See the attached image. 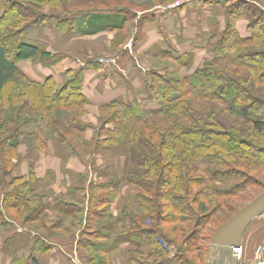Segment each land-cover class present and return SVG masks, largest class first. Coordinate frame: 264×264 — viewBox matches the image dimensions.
<instances>
[{
  "label": "trees",
  "instance_id": "16d2710c",
  "mask_svg": "<svg viewBox=\"0 0 264 264\" xmlns=\"http://www.w3.org/2000/svg\"><path fill=\"white\" fill-rule=\"evenodd\" d=\"M206 2L217 4L224 18L212 36L201 35L212 56L179 79L152 73L146 92L154 108L115 100L100 108L98 124L90 126L82 120L89 104L83 70L61 87L52 77L35 81L21 70L23 62L41 59L52 66L63 57L43 49L38 38L27 39L28 29L63 30L83 12L121 9L117 49L137 25L131 11L137 7L131 0H0L1 226L16 222L51 238L59 227L73 236L82 224L80 212L70 225L50 222L43 216L44 197L32 188L35 178L13 174L22 144L44 149L56 133L70 157L81 161L105 147H123L127 154L124 180L136 190L139 211L124 215L127 228L110 214L116 191L110 185L93 190L79 240L89 264H112L110 252L127 241L138 245L140 264H210L214 231L206 234L208 224L220 214L223 223L232 218L264 175V0ZM46 8L53 11L44 13ZM240 21H247L249 36H241ZM87 23L78 33L96 34L107 24L96 15ZM193 64L190 53V69ZM90 128L93 142L85 137ZM33 246L41 254L51 249L41 239Z\"/></svg>",
  "mask_w": 264,
  "mask_h": 264
},
{
  "label": "crops",
  "instance_id": "0c3cea01",
  "mask_svg": "<svg viewBox=\"0 0 264 264\" xmlns=\"http://www.w3.org/2000/svg\"><path fill=\"white\" fill-rule=\"evenodd\" d=\"M192 3L187 0L178 10L163 6L156 7L164 9L161 11H153L152 8L145 12L131 10L137 16V25L131 29L130 38L117 49L113 48V44L118 35L117 28L123 20L121 9L78 14L74 17L72 27L55 31L56 25H53L47 33L53 44L49 43V49L46 50L61 54L63 57L59 62L49 67L41 66L35 72L27 71L35 81L52 77L61 87L74 73L83 70V94L89 104L82 120L90 126L98 124L100 108L115 100L136 101L142 108L152 109L154 106L146 92L152 73L175 76L177 72H186L181 73L184 77L190 74V53H194V61L195 53L200 56L206 54L204 61L212 56L207 43L195 49L196 45L201 44L197 40H200V31L204 30V25L201 28L196 23L190 25V9H196L194 6L198 2ZM201 9H208L209 12H204L217 17L215 22L212 21L217 25L207 24L208 31L223 27L224 18L217 4L204 5ZM94 15L106 20L104 31L92 35L78 33L88 28L87 21ZM239 25V31L247 29L244 22H239ZM176 35L180 38L178 44L181 49L174 41ZM85 137L87 141L93 142L96 133L90 128ZM19 154L21 158L13 174L35 178L32 188L44 197L43 216L67 226L74 221L72 215L80 212L82 224L76 226L73 236L59 227L51 238L16 222L4 227L0 225V264H20V259L29 258V264H33V258L39 264H89L90 256L80 249L79 240L89 221L87 217L92 192L101 185H110L116 191L110 214L114 218L121 217L125 227L129 228V220L124 215L139 211L135 199L136 190L124 180L127 154L123 147H105L90 154L86 161H81L70 157L54 133L44 149H38L34 142H28L20 146ZM37 239L46 241L51 247L46 254L32 251ZM242 246L244 254L240 264H252L257 250L264 246V217L252 223L243 238ZM137 250V244L122 242L110 252V260L112 264H140L136 258ZM213 252L211 249L210 264L214 260Z\"/></svg>",
  "mask_w": 264,
  "mask_h": 264
},
{
  "label": "rangeland",
  "instance_id": "374dc122",
  "mask_svg": "<svg viewBox=\"0 0 264 264\" xmlns=\"http://www.w3.org/2000/svg\"><path fill=\"white\" fill-rule=\"evenodd\" d=\"M155 1L156 0H131V2L137 7V8H135V9H133V10H137V11H139V12H145V11H147V10H149V9H153V11H154V9H156V7H160V8H162V6L163 7H169L170 9H172L173 7H174V9L173 10H178V8H181L182 7V5L184 4V2H186L187 0H175V1H172V2H168V3H166V4H163V3H159V4H155L154 5V3H155ZM162 2L163 1H165V0H161ZM194 1V2H193ZM190 0V3H194V4H196L197 2V4L194 6L196 9H192L191 7V9H190V25H192L193 23H196L197 24V26H199L200 25V28L204 25V30L203 31H200L201 32V34H205V33H207V32H209V35L210 36H212L215 32H214V30L215 29H211L210 31H208L209 29H208V25L207 24H212L213 22H215L216 21V18L217 17H214V16H209V14H207V13H205L204 11H207V12H209V10L208 9H201V7H203L204 5H209V4H207L208 2H206V1H215V0ZM222 1H225V0H222ZM177 3H179V5L178 6H176V4ZM192 3V4H193ZM210 3V2H209ZM211 4V3H210ZM203 5V6H202ZM213 5V4H212ZM173 6V7H172ZM201 6V7H200ZM140 7V8H139ZM172 7V8H171ZM193 7V6H192ZM85 9H88L87 7L85 8ZM151 9V10H152ZM84 10V9H83ZM161 10H164V9H156V11H161ZM201 10V12L199 13V11ZM43 11H44V13H50L51 11H53L52 9H43ZM170 11V10H169ZM3 13V9H0V15ZM213 21V22H212ZM240 22H244V24H248L247 23V21H240ZM53 23V22H52ZM134 23V22H133ZM200 23V24H199ZM213 24H215V25H217V23H213ZM212 26V25H211ZM210 26V27H211ZM237 28H238V31H239V28H240V25H239V23L237 24ZM33 28H29L28 29V33H27V37H29V38H27V39H33L34 37L36 38H38L39 40L38 41H36V42H38V44H40L41 45V47L43 48V49H49V47H48V45H49V43H52L53 44V41L48 37V35H47V33L49 32V31H51V27H49V26H47L46 28H39V30H32ZM134 29V28H133ZM52 30H54V29H52ZM191 30L192 29H190V32H191ZM55 31H57V30H55ZM55 31H53L54 33H55ZM178 31H180V28H179V30ZM192 32H193V30H192ZM191 32V33H192ZM240 34H241V36L242 37H247V36H249L250 35V31L248 30V27H247V29L246 30H242V29H240ZM57 36L55 37V39L57 40L58 39V34H56ZM130 38V37H129ZM25 39H26V37H25ZM207 40H209V39H207ZM174 41H175V43H179L180 42V38L179 37H177V35H176V37H174ZM199 41H201V44H199V45H196V47H195V49L196 48H201V47H203L204 45H205V43H207V41L206 40H204V36H200V40H199V38H198V40H197V42H199ZM214 41H216V40H213V42ZM9 45H11V44H9ZM178 48L179 49H181V46L178 44ZM191 50V49H190ZM205 56H206V54H205ZM205 56H200V54H196L195 53V61H194V64L191 66V69H190V73L191 72H194L197 68H199V67H201L202 65H203V61H204V59H205ZM57 64V63H56ZM49 67V66H46V65H43V61L41 60V59H37L36 61H27V62H23V63H21V66H20V68H21V70L27 75V76H29L30 78H33V76L32 75H30L29 74V72L28 71H38L39 69H41L40 67ZM28 70V71H27ZM184 71H186V70H184ZM181 73H185L186 74V72H181ZM180 72H177L176 73V75L175 76H172V77H175V78H182L183 77V75L181 74ZM138 162H139V160H138ZM136 162H133L132 163V166L134 165H136L135 164ZM254 174V173H253ZM255 175V174H254ZM257 180H258V182H257V184H255V186L254 187H251V188H249L248 189V193H247V196H246V199H243L242 200V202H240V203H238V205H239V207H241V209H239V211L240 210H242L247 204H249V203H251L253 200H255L258 196H260L261 194H263L264 193V175H261L259 178H257ZM231 200H233V199H231ZM239 211H237L236 213H235V215L239 212ZM234 215V216H235ZM233 216V217H234ZM261 217H264V214L261 216ZM221 218V219H220ZM223 215L222 214H220V215H217V216H215L212 220H211V222L208 224V226H207V232H206V234L208 233L209 235L214 231V233L220 228V227H222L225 223H223ZM231 219V218H230ZM229 219V220H230ZM228 220V221H229ZM227 221V222H228ZM50 222H56L55 220H51L50 219ZM36 223V222H35ZM223 223V224H222ZM33 225V227H36V225L37 224H32ZM214 233H213V235H214ZM203 254V253H202ZM201 254V255H202Z\"/></svg>",
  "mask_w": 264,
  "mask_h": 264
},
{
  "label": "water",
  "instance_id": "95a60500",
  "mask_svg": "<svg viewBox=\"0 0 264 264\" xmlns=\"http://www.w3.org/2000/svg\"><path fill=\"white\" fill-rule=\"evenodd\" d=\"M264 214V193L247 204L212 236L209 246L214 250L212 264H240L234 248L242 246L243 238L252 223Z\"/></svg>",
  "mask_w": 264,
  "mask_h": 264
},
{
  "label": "built area",
  "instance_id": "2783aa9c",
  "mask_svg": "<svg viewBox=\"0 0 264 264\" xmlns=\"http://www.w3.org/2000/svg\"><path fill=\"white\" fill-rule=\"evenodd\" d=\"M178 5H179V3L176 4V6H178ZM233 252L238 254L239 260L241 261L242 258H243V254H244L243 246H240L238 248H234ZM263 253H264V246L260 247L257 250V254H256L252 264H264V255H263Z\"/></svg>",
  "mask_w": 264,
  "mask_h": 264
}]
</instances>
